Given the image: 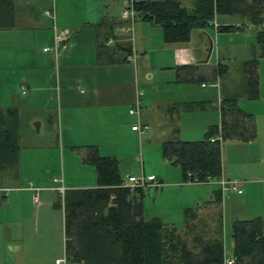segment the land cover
<instances>
[{
	"label": "crops",
	"instance_id": "obj_1",
	"mask_svg": "<svg viewBox=\"0 0 264 264\" xmlns=\"http://www.w3.org/2000/svg\"><path fill=\"white\" fill-rule=\"evenodd\" d=\"M128 3L129 0H11V10L7 9L9 25L0 27V91H18L19 87L25 95L24 117L17 108L21 136L37 141L34 132L44 134L46 143H52L51 139L57 138L61 146V183L65 189L97 186L95 168L84 159L89 145L95 146L101 155L115 157L122 177L138 170L145 172L144 162H136V155L141 152L143 156L145 147L155 145L160 149L158 155L167 160L162 155L163 141L170 138L197 140L204 136L208 128L220 122L222 76L229 66L221 61V55H218L214 65L209 63L210 55L204 60L208 46L204 30L195 26L202 29L195 41L190 35L187 42H165L160 25L138 15L134 18L121 16L122 8ZM213 22L217 29L220 24L216 20ZM223 22L234 24L227 19ZM237 23L235 25L253 28L247 17ZM62 29L68 30L65 47L56 54L44 50V46L52 45L54 31ZM260 52L261 47L256 40L251 56L240 62L241 91L245 92L240 95L231 92L227 96L237 97L238 101L241 97L252 100L260 96L258 80V96L247 97L250 88L242 70V63L255 55L258 79V58L264 57ZM219 63L222 65L221 71ZM188 81H199L200 86L210 87L206 88L210 90L193 94L187 86ZM137 101L140 103L138 111L131 112ZM215 103L217 114L206 115L205 118V111L215 108ZM198 119L203 120L194 126ZM135 123L146 125V131L139 133L132 129L131 125ZM56 126L58 133L55 134ZM256 136L255 122L253 140L232 138L229 143L236 149L240 146L242 152L250 151L249 158L258 159L260 149L257 145L260 143H255ZM64 148L68 149L66 154ZM129 152L131 160L128 161ZM67 158L79 162L76 169L80 171L75 170V176L80 172V178L65 177ZM124 160L128 161L125 166L121 164ZM226 166L225 161H221V174L236 180L242 189L240 194L232 191L224 194L220 190V200L217 201L218 185L191 183L182 178L181 171L172 169L169 175L167 171L160 170L156 176L162 184L149 202L155 204L156 201H163L170 193L178 191L182 193L178 208L184 215L185 225V215L189 209L193 211L188 214V223L195 224L198 231L214 225L219 214L222 215L223 224L224 209L242 205L248 201L247 196L254 194L256 197L258 195L255 194L259 193L254 186H248L245 190V186L256 180L253 174L239 169L228 170ZM149 169L147 173L155 172L151 166ZM49 171L47 168L46 172ZM86 172L87 177L84 176ZM7 178L3 176L0 185L17 188L2 182ZM36 186H41L42 191L39 192V203L33 202L39 210L35 219L45 223L47 210L62 207L66 243L68 236L64 227L63 205L62 202H55L59 198L55 188L57 185ZM171 186H176V189H169ZM188 187L192 188L191 191L187 190L189 192L186 191ZM201 187L202 191L199 190ZM19 190H28V196H32V191L27 188ZM11 194L10 191L6 196H0V200L6 201ZM13 197H10V203ZM261 199L264 200V191ZM142 201L146 218L158 216L162 220L159 213L146 216L144 196ZM156 211L160 212L159 209ZM20 221L15 217L14 222ZM45 236L46 233L41 234L38 240L45 239ZM5 237L9 241L20 239V233L6 228ZM66 246L63 253L53 254L52 260L42 246H37L30 253L25 249L23 259L18 255L11 264H84L81 260L70 258ZM9 247L13 253L20 250V245L15 249L11 245ZM57 259L63 261L57 262Z\"/></svg>",
	"mask_w": 264,
	"mask_h": 264
},
{
	"label": "trees",
	"instance_id": "obj_2",
	"mask_svg": "<svg viewBox=\"0 0 264 264\" xmlns=\"http://www.w3.org/2000/svg\"><path fill=\"white\" fill-rule=\"evenodd\" d=\"M11 0H0V27L9 25ZM136 15L161 26L165 42H187L191 30L202 29L218 13H240L253 24L252 30L264 55V30L256 26L263 20L264 0H195L185 6L180 0H135ZM6 9V10H5ZM235 24H220L218 31L239 29ZM257 57L242 63L249 85L247 97L258 96ZM219 71L222 65H218ZM220 122L197 140L170 138L162 143V155L177 164L182 178L221 175V142L227 139L242 141L255 138V117L245 112L237 97L225 96L220 103ZM16 107L0 108V179L6 171L16 178L19 164L20 132ZM218 132L221 140H211ZM85 161L93 165L97 186L65 189L59 192L64 210V227L68 236L70 258L84 264H211L224 260L222 215L205 230H196L188 223L185 229L166 225L158 216L143 214L144 189H130L119 184L123 180L118 160L101 155L93 145L86 147ZM4 172V173H3ZM7 174V173H6ZM4 197V196H3ZM215 200H220L218 187ZM61 205V204H60ZM232 264H264V215L234 219L230 226ZM73 242V243H72Z\"/></svg>",
	"mask_w": 264,
	"mask_h": 264
},
{
	"label": "rangeland",
	"instance_id": "obj_3",
	"mask_svg": "<svg viewBox=\"0 0 264 264\" xmlns=\"http://www.w3.org/2000/svg\"><path fill=\"white\" fill-rule=\"evenodd\" d=\"M180 1L182 4L188 7L194 3L193 0ZM216 17L215 19L213 18L212 21L216 20L218 24H223V21L226 19L230 22L232 21L234 24H239L237 22L242 20V18H245L238 13H233L231 15H227V13H218ZM242 25H244V23ZM157 27L160 30V27ZM203 30L206 34V39L208 40L209 36L213 42L209 63L214 65L218 55H221V61L227 63L229 66L228 71L222 76L223 89L221 91V97H225L231 92L237 95L242 94L245 91H241L242 75L240 71V62L243 58L251 56V51L253 47L256 46V36L254 31L252 29L245 28L244 26L239 29L229 31H218L211 25L205 26ZM201 31L202 29L193 27L190 34L191 39L193 41L198 39V37L201 35ZM258 80L260 96L252 100L241 97L239 98L238 104L243 110L254 114L257 133L255 143H260L257 145L260 149L259 158H249L250 156L248 154L250 151L242 152L240 151V146L238 149H236L234 145L229 143L231 141L230 139L222 141L221 145V161H225L228 170L239 169L242 172H249L253 174L256 180L245 186V190L248 189V186H254V188L259 191V193L255 194L258 195L256 197H254V194H252V196H247L248 201H246V203L235 206V208L233 206V208L224 209V256L228 257L231 255L232 248V239L230 235L231 222L236 218H251L257 215H264V200L261 199L262 192L264 191V57L258 58ZM187 86L191 89L193 94H199L202 93V91L210 90L206 89L210 87L200 86L199 81H188ZM214 94L213 100H215ZM24 97L25 95L22 93L19 87L18 91H0V106L3 108H7V106L16 107L22 111V116L24 117ZM216 106L217 104L215 103V108H209V110L205 111L206 114L201 113V115L205 114V118L206 115H216ZM202 120L203 119H198L194 126L198 125ZM20 126L21 124H19V132L21 130ZM54 133H58L57 126L54 128ZM43 135L34 132V138L37 141H31V139L29 140L27 136H21L20 132V158L16 173L17 177L15 178L9 175L10 171H6L5 173L3 172V176L8 178L2 182L10 185L13 184V186L17 188L11 190L12 194L10 197L14 195L12 203H10V197L6 201L0 200V264H11L16 260L18 255L21 257V259H23V253L25 252V249H27L30 253V251L37 248V246H42L46 251V254H50V260H52L53 254L63 253L65 244L68 245V242H71L70 240H67L65 243L62 207L57 206L54 207L52 211L47 210L45 223H40L35 219L36 212L38 213L39 210L33 203L32 196H28L29 191L19 190L22 188L26 189L25 186H27L29 182H31V184L34 186H36V184L59 185L62 182L63 173L61 170L62 164L60 161L61 146L57 141V138L51 139L52 143H46V139L43 137ZM64 149L66 154L68 149ZM158 149L155 147V145H150L149 148H144L143 156L141 152L136 155V162H144L145 173L150 170V166L151 170L155 171V175L160 170L167 171L169 175L171 174L172 169L180 171L177 164H174L168 160H163L161 155H158L160 150ZM129 159L130 152L128 154V161ZM128 161L124 160L121 164L125 166L127 165ZM78 163L79 162L73 159H65L64 174L67 179L80 178L82 175L80 172H78L77 176H75V170H77L76 164ZM47 168H49V172H46ZM40 172H42L40 176H36V174ZM140 172L141 170H138L135 171L134 174H139ZM84 176L87 177V172L84 173ZM126 176L122 175L123 179H126ZM157 189H159V187L151 186L144 190V200L146 204L145 215L149 216L151 214L159 213L162 216V221L164 223L167 225H174L179 231L184 230V215L178 208V204H180V200L182 199V193L178 191L172 192L170 193L169 197L166 199L164 198L163 201H156L155 204H151L149 202L150 198L152 195H154V192ZM169 189H176V186H171ZM202 189L203 188L201 187L199 190L202 191ZM187 190L191 191L192 188L188 187L186 188V191ZM41 191L42 189L39 192ZM183 197L185 198V194ZM57 201H59V198H57L55 202ZM7 206H9V208ZM158 209L161 213L156 211ZM15 217H18L21 220L20 223L14 222ZM6 228H10L16 233L19 232L20 239H13L10 241L7 240L5 237ZM43 233H46L45 239L38 240V237H40L41 234L43 235ZM10 245L13 249L20 245V250L17 253H13L9 247ZM46 257L47 256H45V258Z\"/></svg>",
	"mask_w": 264,
	"mask_h": 264
},
{
	"label": "built area",
	"instance_id": "obj_4",
	"mask_svg": "<svg viewBox=\"0 0 264 264\" xmlns=\"http://www.w3.org/2000/svg\"><path fill=\"white\" fill-rule=\"evenodd\" d=\"M134 1L135 0H129V3L127 6L123 7L121 10V16L122 17H129V18H134L136 16V11L134 9ZM46 12L50 13L49 10H46ZM263 20L261 23H259L256 27L258 29L264 30V12L262 13ZM212 25L214 28H216V24L211 21ZM68 35V30L67 29H62V30H55L54 31V36H53V43L50 46H44V50L51 51L53 53H58L60 48L65 47L66 39ZM140 103L137 101L134 105L133 108H131V112H137L139 109ZM131 128L134 130H137L139 133H144L147 129L146 125H139L138 123H135L131 125ZM214 139H219L221 140V134H217L214 137L211 138V140ZM188 178L185 181L191 182V183H214L218 185L222 193H228V192H236L237 194H240L242 192V189L238 186L237 182L235 179L232 177L225 176L221 174L218 178H212L210 176H207L203 179L198 178V176H191L190 172H187ZM161 181L157 178V176L154 173H145L141 171L139 174H129L126 176V179H123L121 183L119 184L120 186H126L129 187L130 189H135V188H142L146 189L148 187H159L161 186ZM25 188L29 189L32 191V201L35 204L39 203V191L41 190V187L34 186L31 184V182L28 183ZM56 190L63 195L65 186L61 183L57 186H55ZM13 187H7V186H1L0 185V196H6ZM63 259H57V262H61ZM233 258L232 257H225L223 260V264H232Z\"/></svg>",
	"mask_w": 264,
	"mask_h": 264
},
{
	"label": "water",
	"instance_id": "obj_5",
	"mask_svg": "<svg viewBox=\"0 0 264 264\" xmlns=\"http://www.w3.org/2000/svg\"><path fill=\"white\" fill-rule=\"evenodd\" d=\"M212 45H213V42H212V39L211 37L208 36V46H207V55L206 57L204 58V60L206 61L210 55V52L212 50Z\"/></svg>",
	"mask_w": 264,
	"mask_h": 264
}]
</instances>
